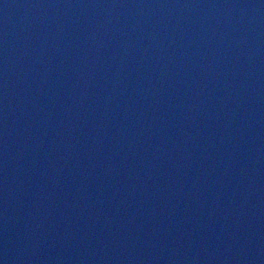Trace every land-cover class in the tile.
Masks as SVG:
<instances>
[{"label": "water", "instance_id": "water-1", "mask_svg": "<svg viewBox=\"0 0 264 264\" xmlns=\"http://www.w3.org/2000/svg\"><path fill=\"white\" fill-rule=\"evenodd\" d=\"M0 264H264V0H0Z\"/></svg>", "mask_w": 264, "mask_h": 264}]
</instances>
